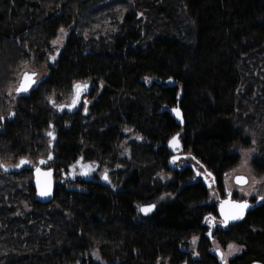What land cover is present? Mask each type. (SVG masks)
Returning a JSON list of instances; mask_svg holds the SVG:
<instances>
[{"label": "trees", "instance_id": "trees-1", "mask_svg": "<svg viewBox=\"0 0 264 264\" xmlns=\"http://www.w3.org/2000/svg\"><path fill=\"white\" fill-rule=\"evenodd\" d=\"M31 62L46 75L10 95ZM80 83L87 110H61ZM175 107L181 127L162 111ZM0 117V264H222L211 240L243 247L223 264H264V200L209 240V188L193 165L172 169L168 148L180 135L221 187L233 147L254 142L264 172V0H0ZM17 159L25 167L7 170ZM35 161L54 171L47 204L34 197ZM78 161L109 169L116 189L67 174Z\"/></svg>", "mask_w": 264, "mask_h": 264}, {"label": "rangeland", "instance_id": "rangeland-1", "mask_svg": "<svg viewBox=\"0 0 264 264\" xmlns=\"http://www.w3.org/2000/svg\"><path fill=\"white\" fill-rule=\"evenodd\" d=\"M61 29H63V33L60 31ZM58 30V33L56 35V37L51 41L50 46H51V51L48 53L47 57L51 58L60 48L63 47L65 40L69 34V31L67 29L61 28ZM59 38V39H58ZM54 41H56V43H53ZM35 73V75L37 76V80L43 78L46 75V70H45V66H41V67H37L36 64H34V62L25 64L20 72L18 73V77H17V81L15 83V85L12 88V91L10 92V95H17L15 93V88L17 86V83L19 81L20 76L25 73ZM38 82V81H37ZM80 85H85V83H80ZM86 87L83 88L81 91H79V100H78V104H76V108H82L83 110L86 109L87 107V103H88V99L84 96L85 95V91ZM75 95V89L73 88V92H72V96L71 98L65 102L64 104L67 105L70 103V100L73 98V96ZM85 101L87 102L85 104ZM129 140L131 139H136L139 140V138H137V136L132 133L129 132ZM128 141V140H127ZM127 141H125L122 144V152H121V156L123 157H128L129 155V149L126 145ZM233 150L237 153L238 155V162L236 163V165H234L233 167H231L230 169H228L222 176L221 179V187H217V186H213L211 184V187H209L208 189V193H207V198L202 202V204L205 205H214L216 207V205L219 203V201L221 199L226 198V196L228 194L232 195V199L237 200V201H252L254 202L256 199L264 197V172H258L254 169V167L252 166V160L256 157L257 155V150H256V144L254 142H252L250 145L248 146H242L240 144H237L233 147ZM181 154H184V157H180L179 160L177 161H172V156H171V160H170V167L173 168H179L182 165H193L194 166V170L197 173H201L203 172L202 168L195 162L192 161V159L190 158V156L188 155V153L186 152H182ZM18 159L15 160V162L13 163H6V166H16L18 164ZM82 163V162H81ZM84 165V163H82ZM92 168L93 171L91 173V178L95 179L96 181H101V179L105 176V174H107V184L112 188V189H116V186L113 185L112 183V177H111V171H109V169L107 168H97L94 164H89ZM36 166V161L35 162H30L28 167L33 168ZM85 166V165H84ZM83 167V166H82ZM43 168H46L45 163L43 164ZM79 172H81L80 168H74L73 170H70L69 172H67V174H72V175H77ZM237 175H242L245 176L247 178V184L245 186H237L236 184H234L233 182V178ZM168 175H162L161 178L162 179H166ZM59 180V179H58ZM205 180L207 183H211L212 179L205 177ZM165 196H167V194H162L160 197L161 198H165ZM207 221H209V219H207ZM207 221L205 222V224H207ZM211 228H206L204 235H208L211 233ZM199 240V236H193L189 239V243H188V249L189 251L192 253L193 256H196V245L197 242ZM229 245H233L235 250H230L229 249ZM243 247L240 245H236L233 243H230L226 246H220L216 240H211V248L210 251L212 253L216 252V251H220L221 252V258L219 259L220 262L223 264L225 263L228 259L232 258L235 255H238L242 252ZM231 251V254H229V252ZM90 256L93 258V260L95 261H101L99 259V256L96 252H91ZM223 257V258H222ZM165 264V263H164Z\"/></svg>", "mask_w": 264, "mask_h": 264}, {"label": "water", "instance_id": "water-1", "mask_svg": "<svg viewBox=\"0 0 264 264\" xmlns=\"http://www.w3.org/2000/svg\"><path fill=\"white\" fill-rule=\"evenodd\" d=\"M23 74L20 76L16 88L19 86V83H20V80L23 77ZM29 74H32V73H29ZM34 78L36 79V81H38L36 75H35ZM169 84L171 85L172 83L169 81ZM34 87H35V85L33 86V88ZM16 88H15V93L17 94ZM28 92H26V93H20V94H17V95H25ZM76 94L77 93H76V90H75V95L73 96V98L76 96ZM73 98L70 100V103L69 104L62 105L63 107L62 108L60 107V109L61 110H73L76 105L75 106H72V107H69L70 105H72ZM174 109H176L179 112V116L177 115V112L176 111H173ZM162 111L167 112L175 120L176 124L179 127H181L183 125L182 114H181V111H180L179 107L169 108V109L164 108V109H162ZM173 137H176V141L174 143H171L170 144V141H173ZM173 137L168 142V148L170 149L171 152H173V151H176V153L177 152H180L181 149H182V147H181L180 142L178 140V136L177 135H174ZM52 138H54V137L52 136ZM174 158L177 159L176 156L173 157L172 159H174ZM20 162L21 161H19L18 164H17V165H19V167H17V165H16V166H13V167L8 168L7 170L14 171V170H17V169H20V168L25 167L26 163L21 164ZM44 163H45V161H43V163H41V161H39L38 164L35 167H33L32 172H31L32 173V183L31 184H32V186L35 189V195H34L35 200L37 202L42 203V204H47V203H49L52 200L53 194H54V181H53V173H54V171L51 168H48V169L43 168V164ZM79 165H81V162L78 163V166ZM85 166L86 167H82V166L80 167L81 172L78 173V176L80 178H82V179L90 180L91 177H90V174L89 173H90V171H93V168L90 165H86L85 164ZM237 177H244L245 180H246V182H240V183H238L237 182ZM106 180L107 179L102 178V182L105 183ZM233 182L237 186H245L247 184V178L245 176H242V175H237V176H235L233 178ZM209 187H211L210 184L207 185V188H209ZM42 190L48 191L49 194L48 195H45V196L40 195L39 193ZM229 200L232 201V202H238V203L245 202V201H237V200L231 199V195H227L226 198H224L221 201H219V203L217 205V213H218L219 218L222 221V225L223 226H228V225H232V224H235L237 222H240L245 217V215L247 214V212L250 211L254 207V204L253 203H251L250 201H246L248 203L249 207L246 208V209H244L243 217L241 219H230L229 218V219L225 220V216L231 211V209H230V206L229 205L225 204L224 205V209H223V213H222V211H221V202L222 201H229ZM256 204H257V202L255 203V205ZM148 206H154V207H152V210L150 212H148L147 214H145L144 212H141L140 211V208H142V207H148ZM140 208H139L140 214L142 216H148V215H150V214H152L154 212V210H155V204L144 205V206H141ZM208 238H209V240H211V235L210 234H209ZM214 254H215V256L218 259L221 258V252L220 251H216Z\"/></svg>", "mask_w": 264, "mask_h": 264}, {"label": "snow or ice", "instance_id": "snow-or-ice-1", "mask_svg": "<svg viewBox=\"0 0 264 264\" xmlns=\"http://www.w3.org/2000/svg\"><path fill=\"white\" fill-rule=\"evenodd\" d=\"M60 31L63 33L64 30L61 29ZM53 43H56V41H54ZM52 59H55V57H52ZM34 77H35V73L29 74V73L25 72L23 74L22 79L20 80L19 86L16 88L17 94L26 93L30 89H32L33 86L36 85V83H37V81H36V79ZM73 87L76 90L77 94L72 100V105H70L69 107L75 106L78 103L79 91L82 90L83 88H85L86 85L75 84ZM49 102L52 103L54 107H57V105L55 104V102L53 100L49 99ZM86 103L87 102L85 101V104ZM59 107L62 108L63 106H59ZM85 110H87V109H85ZM173 111H176L177 115L179 116V112L176 109H174ZM2 119H3V117H0V120H2ZM47 134L49 136L53 135L52 132H49ZM175 141H176V137H173V141H170V144L174 143ZM49 159H51V156H49ZM20 163L24 164V163H27V161L21 160ZM41 163H43V161H41ZM77 163H79V161ZM0 167H2V165H0ZM17 167H19V165H17ZM103 178L107 179V174H105V176ZM237 182L238 183L246 182V180H245L244 177H237ZM39 194L42 195V196H45V195H48L49 192L46 191V190H42ZM261 200H264V197H261ZM225 204L229 205L230 209H231V211L225 216V220H227L229 218L230 219H241L243 217L244 209L249 207V205H248V203L246 201L242 202V203L232 202L230 200L229 201H222L221 202V211H222V213H223V209H224V205ZM152 207H154V206L142 207V208H140V211L144 212L145 214H147L148 212H150L152 210ZM205 219L207 220L208 218L206 217ZM229 249L230 250H235L233 245H229ZM229 254H231V251L229 252Z\"/></svg>", "mask_w": 264, "mask_h": 264}, {"label": "flooded vegetation", "instance_id": "flooded-vegetation-1", "mask_svg": "<svg viewBox=\"0 0 264 264\" xmlns=\"http://www.w3.org/2000/svg\"><path fill=\"white\" fill-rule=\"evenodd\" d=\"M178 136V140H179V142H180V145H181V138H180V135H177ZM181 147H182V145H181ZM182 152H184L183 151V147H182V149H181V151L180 152H177L176 153V151H173V152H171L172 153V158L173 157H175L176 156V158L177 159H172V161L174 160V161H177V160H179V158L180 157H184L185 155L184 154H181ZM85 165V164H84ZM82 163H81V165H79L78 166V163L77 164H75L73 167H71V170H73L74 168H80L81 166H83V167H86V166H84ZM86 165H89V164H86ZM185 165H187V164H185ZM185 165H182L181 167H179V168H175V167H173L172 169H174V170H179L180 168H182V167H184ZM193 169H194V166H193ZM203 170V169H202ZM195 171V170H194ZM91 173H92V171H90V177H91ZM71 176H74V175H72V174H70ZM76 176H78V174L76 175ZM205 177H208V178H211V177H209L206 173H205V171L203 170V172H199V173H197L196 171H195V176L193 177V180H201L205 185H213L214 186V181H212L211 183H207L206 182V180H205ZM212 179V178H211ZM228 195H231V194H228ZM227 197V196H226ZM231 199H232V195H231ZM222 200V199H221ZM220 200V201H221ZM261 200V198H258V199H256L254 202H252V201H250L251 203H253L254 205H255V203L256 202H258V201H260ZM218 205V204H217ZM217 205H216V216H211L210 218H209V223L208 224H205V228H211L212 230H211V233H210V235L212 234V233H214L215 231H217L218 229H224V228H227L228 226H230V225H228V226H223L222 225V221H221V219L219 218V216H218V213H217ZM215 253V252H214Z\"/></svg>", "mask_w": 264, "mask_h": 264}]
</instances>
